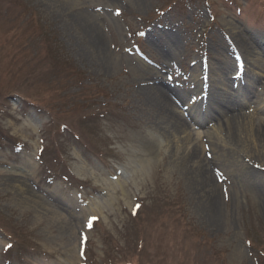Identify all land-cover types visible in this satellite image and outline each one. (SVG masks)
<instances>
[{"label": "rangeland", "instance_id": "rangeland-1", "mask_svg": "<svg viewBox=\"0 0 264 264\" xmlns=\"http://www.w3.org/2000/svg\"><path fill=\"white\" fill-rule=\"evenodd\" d=\"M141 1L0 0V264H264V191L241 166L255 157L264 172V143L240 130L229 139L208 115L214 84L254 85L242 112L264 121V0ZM85 12L100 21L109 67ZM168 34L181 35L177 48ZM238 34L253 56L241 51L237 70ZM144 65L187 91L172 96L187 132L162 135L151 123ZM193 146L216 159L219 207L208 206L199 160L187 159Z\"/></svg>", "mask_w": 264, "mask_h": 264}, {"label": "bare ground", "instance_id": "bare-ground-1", "mask_svg": "<svg viewBox=\"0 0 264 264\" xmlns=\"http://www.w3.org/2000/svg\"><path fill=\"white\" fill-rule=\"evenodd\" d=\"M134 1L138 6L142 4L141 0ZM89 14V12H85L82 20L83 24L81 22V25L89 35L88 39L90 40L94 52L99 55L109 67V65H112L114 63V56L106 52L105 38L104 35H102L99 27L100 21H98V25L94 19H88V16H90ZM103 20L104 18L102 17L101 21L104 22ZM153 30L151 33H149V38L153 43H157L163 35L158 33L156 30ZM179 36L181 35L168 34L166 37L170 40L173 46L177 48L180 44ZM236 40V44L232 43L231 40L229 43L234 58L239 59L238 63H235V65H237L235 67L238 70L242 69L244 66V63L240 65V61L243 60L246 66L247 60L245 56H243L241 51L244 52L245 55L249 58L250 56H253V50L244 36L238 34ZM217 50L221 52L220 48H217ZM163 52L165 57H171L174 53L173 51H171V49L166 51L163 50ZM226 59L227 61H224V65L222 64L220 66L221 73L224 75H228L230 69L232 68L231 61L228 58ZM251 65L253 67H262L261 63L257 60L254 61V59ZM139 70L141 74L140 76H143L145 79L153 82L152 84H148L142 87L140 93L144 97V104L146 105V109L149 112L148 115L151 119V123L155 126V129L159 133H162V135L172 134L177 136L180 133L187 132L190 124L184 117V115L177 110L175 101L172 100V96L176 97L178 100L182 99L186 96L187 91H185L183 88H178L173 85L169 86L167 83H165V81L162 80L160 73L153 67L144 65ZM234 82L235 81H233L232 83ZM215 87L216 85L214 84L212 88L208 90V98H210L213 101L214 105H216V107H212V109H209L210 114L208 115L211 116L209 122H214L217 126L216 129L224 131L229 139L233 140L234 135L237 134V131L240 130L242 133L247 132L249 139L252 140L256 145H262L264 143V121L257 120L253 117L251 118L247 116L246 113L242 112L244 107L251 102L254 96H256V87L254 85H250L247 87L240 85L239 90L235 91L234 88H232V90L229 92L216 91ZM235 92H241L240 95L243 97L242 101H238L237 99H235ZM192 114V120L195 123H198L199 125L204 124L203 120L198 119V110L196 109V107H194V110H192ZM218 139L220 140V138ZM220 151L221 150H219V152ZM223 155H225V153ZM187 159L192 162H196V160H199L197 161L198 164L196 165V169L197 173L199 174L201 183L208 189V201H210V204L208 206L210 208H212V206L219 207V188L218 184L214 182V179H217V175L221 174V171L219 168H212L211 166L216 161L215 157L213 156L212 158L210 157V159L206 158L201 160L199 148L197 146H193L187 154ZM255 159L257 158L251 157L250 160L248 159L251 163H253L252 165L251 163H249L250 165H248L243 162L241 166L243 168L248 167V169L251 170L255 177H259L258 185L264 191V172L261 170L263 167L259 166L258 163L260 162ZM250 166L253 167L251 168ZM210 170H212L213 175L212 173H210ZM118 184L120 185V183ZM66 261L69 262L70 260L67 259Z\"/></svg>", "mask_w": 264, "mask_h": 264}, {"label": "snow or ice", "instance_id": "snow-or-ice-1", "mask_svg": "<svg viewBox=\"0 0 264 264\" xmlns=\"http://www.w3.org/2000/svg\"><path fill=\"white\" fill-rule=\"evenodd\" d=\"M119 14V13H118ZM139 207V206H138ZM98 219V217L92 215V216H88L85 221L83 222V225L82 227L86 230H91L94 226V222ZM81 236H82V240H81V243L82 244H86L87 242V235L86 233L82 232L81 233ZM9 247H11V245H8Z\"/></svg>", "mask_w": 264, "mask_h": 264}]
</instances>
